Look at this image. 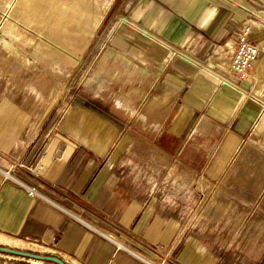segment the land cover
Instances as JSON below:
<instances>
[{
    "label": "crops",
    "instance_id": "1",
    "mask_svg": "<svg viewBox=\"0 0 264 264\" xmlns=\"http://www.w3.org/2000/svg\"><path fill=\"white\" fill-rule=\"evenodd\" d=\"M116 3L99 50L132 82L74 92L35 128L4 103L0 246L37 247L68 264H144L133 253L159 252L171 264H264V224L256 235L237 206L248 193L236 162L264 130V70L242 80L218 56L244 25L264 26V0ZM105 16L79 27L83 53ZM73 59L75 71L82 57ZM17 164L25 168L14 177L41 196L6 178ZM36 164L44 169L33 176L26 169ZM200 177L219 193L190 228Z\"/></svg>",
    "mask_w": 264,
    "mask_h": 264
},
{
    "label": "rangeland",
    "instance_id": "2",
    "mask_svg": "<svg viewBox=\"0 0 264 264\" xmlns=\"http://www.w3.org/2000/svg\"><path fill=\"white\" fill-rule=\"evenodd\" d=\"M116 1L0 0V112L3 110L4 103L14 102L16 111L24 110L27 114L25 121L31 122L34 118L32 127L35 128L53 95L58 91L61 92L64 86L66 88L61 92L59 100H65L67 96L84 91L86 88L99 94L97 90H101L104 86H115L114 82L118 83L121 79L132 82L134 77H121L118 70L112 72L113 67L110 69L109 64L104 60L103 52L99 50L100 43L108 36L107 25L117 15V13L114 15ZM90 9H93L95 13L90 12ZM102 16H105L104 20L93 42L83 53L81 51V44L84 41L81 39L83 33L79 27L86 22L96 23ZM248 25L251 26V24ZM255 38L260 48L264 47V42L262 43L264 38L261 40L258 35H255ZM230 46L231 43L223 47L218 55L226 63V69L229 67L228 48ZM220 52H223L222 55ZM75 54L81 56L82 60L73 71L76 63L73 59ZM260 62H262L261 59L256 69ZM116 95L118 96L116 93L113 94L114 97ZM123 97H126L124 92ZM252 136V145L248 146V150L236 159L237 164L244 167L240 177L244 180L242 185L248 193L244 195L248 201L246 205L237 206L241 212L244 211L249 215V228L255 230V234L258 235L264 224V130ZM198 179L202 184L198 189L202 200L201 203L190 206V215L186 220V226L190 228L195 224L200 210L209 207L205 202L209 198L218 196L219 193V190L213 186L204 189L205 178ZM245 190L238 189L239 192ZM232 192L234 195L238 193L237 190ZM22 251L58 257L54 253L28 245H23ZM0 262L2 264H51L5 254H0Z\"/></svg>",
    "mask_w": 264,
    "mask_h": 264
},
{
    "label": "built area",
    "instance_id": "3",
    "mask_svg": "<svg viewBox=\"0 0 264 264\" xmlns=\"http://www.w3.org/2000/svg\"><path fill=\"white\" fill-rule=\"evenodd\" d=\"M258 45L259 44L256 42V38H254V34L251 28L248 25H244L242 30H240L239 42L235 43L234 45H231L228 48V56H229L228 68L238 78L244 80L245 78H248V75L253 71L254 65L256 61L259 59V56L261 54ZM226 46H228V44H226L225 47ZM13 167L25 168L24 165L22 164H17L16 166ZM14 168L8 170L9 174H11L12 176L4 174L6 178L17 182L20 186L24 187L28 191L30 196L32 197L41 196L36 187H32L26 184L25 182L14 177ZM43 169L44 166L42 164H37L33 168H28V170L33 176H38ZM133 255H135V257L144 264L172 263L169 258L165 257L160 252L156 253L154 257H147L139 253L137 254L133 253Z\"/></svg>",
    "mask_w": 264,
    "mask_h": 264
},
{
    "label": "bare ground",
    "instance_id": "4",
    "mask_svg": "<svg viewBox=\"0 0 264 264\" xmlns=\"http://www.w3.org/2000/svg\"><path fill=\"white\" fill-rule=\"evenodd\" d=\"M103 22V21H102ZM251 24V26H250V28H251V30L253 29V34H254V36L255 35H258V36H264V26H260V25H258V24H256V23H250ZM90 37V36H89ZM262 38H264V37H261V40H262ZM264 41H262V43H263ZM88 44L89 43H87V45H86V48L88 47ZM258 48L260 49V51H261V48H260V45H258ZM260 56H261V54H260ZM260 56H259V59H260ZM259 59L256 61V63H255V65H256V67L258 66L257 65V63H258V61H259ZM261 60H263L264 61V58L263 57H261ZM255 65H254V67H255ZM259 70H260V72H262L264 69H263V63H260V65H259ZM254 70V69H253ZM252 73V72H251ZM251 73L248 75V78H252V79H254V77H255V75L254 74H252L253 76H251ZM70 76V75H69ZM245 79H247V78H245ZM67 83V82H66ZM66 87L64 86V88L61 90V92L65 89ZM61 92L60 91H58L56 94H54L53 95V97H52V99H51V102H50V100H49V105H48V107L46 108V110H45V113L43 114V120H45L46 118H47V116L49 115V113L52 111V109L54 108V106L57 104V102H58V100H59V98L61 97ZM53 94V93H52ZM42 119V118H41ZM43 123V122H42ZM6 175H9L8 173H6ZM5 241H7V240H5ZM12 245V244H11ZM9 247V246H8ZM18 247V246H17ZM30 247V246H29ZM11 248V247H10ZM19 250H22L21 248H19ZM25 250V249H24ZM47 251V250H46ZM36 252V251H35ZM31 261H37V262H42V263H44L43 261H38V260H33V259H31ZM36 262V263H37ZM74 262V261H73ZM74 264V263H73Z\"/></svg>",
    "mask_w": 264,
    "mask_h": 264
},
{
    "label": "water",
    "instance_id": "5",
    "mask_svg": "<svg viewBox=\"0 0 264 264\" xmlns=\"http://www.w3.org/2000/svg\"><path fill=\"white\" fill-rule=\"evenodd\" d=\"M0 254H5L14 257H21L24 259H33V260L48 262L51 264H68L63 259L56 256H45V255L35 254L32 252H25L22 250L13 249L5 246H0Z\"/></svg>",
    "mask_w": 264,
    "mask_h": 264
}]
</instances>
